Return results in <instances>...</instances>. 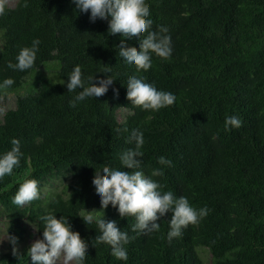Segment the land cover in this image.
Listing matches in <instances>:
<instances>
[{"label": "trees", "instance_id": "obj_1", "mask_svg": "<svg viewBox=\"0 0 264 264\" xmlns=\"http://www.w3.org/2000/svg\"><path fill=\"white\" fill-rule=\"evenodd\" d=\"M145 2L153 30L166 26L172 46L171 57L153 55L146 72L124 66L118 56L122 43L138 51L135 39L110 36L107 19L90 22V13L80 12L72 0L0 5V81H15L0 89V106L8 94L16 96L0 122V154L10 150L12 138L24 153L12 175L0 179V220L20 246L28 236L26 225L35 229V239L42 238L41 216H66L87 245L85 264H202L199 248L209 251L212 264H264V0ZM33 39L40 41L33 68L9 69L7 64L15 63L19 50ZM77 65L85 77L94 76L93 83L106 80L105 73L114 82L100 100L89 97L71 107L81 89L68 92L66 83ZM132 75L175 94L174 104L156 112L134 107L125 88ZM120 109L129 111L122 122L117 120ZM227 115L239 116L241 127L226 131ZM132 129L144 135L140 159L145 175L163 167L158 157L171 159L164 175L153 178L164 191L209 212L169 242L170 213L158 221V232L137 234L131 230L134 217L122 219L109 205L97 215L117 221L133 237L126 245L128 260L120 261L108 245L93 246L99 231L79 216L101 211L92 181L104 166L119 167V154L134 147L128 142ZM26 179H36L40 190L49 182L68 183L59 192L41 193L40 199L16 206L11 198ZM29 246L22 245L16 255L0 253V264H32Z\"/></svg>", "mask_w": 264, "mask_h": 264}, {"label": "clouds", "instance_id": "obj_2", "mask_svg": "<svg viewBox=\"0 0 264 264\" xmlns=\"http://www.w3.org/2000/svg\"><path fill=\"white\" fill-rule=\"evenodd\" d=\"M76 9L83 13H90V22L97 19L108 20V33L112 37L132 41L138 44V51L126 48L125 44L117 47L118 56L124 66L135 67L137 72L148 71L152 67V56L167 60L172 55L171 36L166 26L158 25L153 30V20L150 18V9L145 0H72ZM27 6V0H25ZM4 8L0 6V15ZM40 41L33 39L31 46L22 47L15 60L9 62L7 67L14 71H26L33 68ZM106 80H97L93 83L94 76L85 77L79 65L75 66L67 77L66 88L68 92H77L70 106L75 107L77 102L86 98H103L112 88L113 79L104 74ZM15 81L9 77L0 81V89H8ZM64 83V81H63ZM126 99L142 110L152 112L170 107L176 100L175 94L158 90L153 84L145 82L142 77L132 75L126 82ZM115 96L116 94L113 93ZM242 120L237 115H227L224 128L229 131L239 128ZM118 131H120L118 129ZM127 132L128 129L124 128ZM129 147L119 154V167L104 166L102 172H96L92 181V188L99 198L101 211H86L79 216L84 224L91 228L93 223L99 231L94 244H106L111 249V255L120 261L128 260L127 247L133 237L127 231L118 227L117 221L106 220L104 214L97 215L111 205L116 209L120 218L134 217L135 223L131 230L137 234L145 232H158L160 221L166 214H171L168 220L169 230L167 239L182 236L189 225H197L205 218L209 209L192 206L185 196H176L171 190L164 191V185L153 177H162L163 168L171 167V159L164 156L158 157L157 163L163 167L152 170L151 175H145L142 169V147L145 143L143 132L132 129L128 137ZM10 150L0 154V179L10 176L15 168L20 166L24 153L20 149V141L11 139ZM36 179H26L17 188L11 198L12 204L24 206L41 197V190ZM43 221L42 238L35 239L27 250L32 264H85L88 248L80 237L73 233L66 216L59 219L49 212L39 218ZM35 230V229H34ZM17 237L10 236L7 240L12 245L13 255L17 254Z\"/></svg>", "mask_w": 264, "mask_h": 264}, {"label": "rangeland", "instance_id": "obj_3", "mask_svg": "<svg viewBox=\"0 0 264 264\" xmlns=\"http://www.w3.org/2000/svg\"><path fill=\"white\" fill-rule=\"evenodd\" d=\"M16 0H0V5H4L7 7H12L15 4ZM1 41V40H0ZM41 69V68H40ZM40 69H37L35 71L32 72V74L34 75L32 77L33 78H37L38 75L35 73L38 72ZM41 74H45V70H42L40 72ZM48 74L51 76H53V74L47 73L46 75L48 76ZM43 78L40 77L37 79L35 85L33 86L34 89L31 90L29 92L33 93L36 88L38 87L39 82L42 80ZM59 81V80H57ZM15 98L16 96L13 94H8L7 96L4 97V100L2 101V104L0 106V122L2 120V116L4 114V112L10 108H13L15 105ZM129 114V111H127L126 109H120L117 111V120L118 122H122L125 120L126 116ZM68 183L67 180H59V181H54V182H49L47 184H45L42 189H41V193L47 194L51 191H61L64 189V186ZM27 228V234L28 236L25 237V242L23 244H21L20 246H16L17 249L20 248L22 245H30L34 240H35V231L34 229L29 226L26 225ZM7 237V233H6V225H5V221L4 220H0V253L6 252L8 250H12L9 246H8V241L4 239H6ZM198 253L199 256L201 258L202 264H212V259L210 256L209 251L206 248H199L198 249ZM59 264V262H58Z\"/></svg>", "mask_w": 264, "mask_h": 264}]
</instances>
